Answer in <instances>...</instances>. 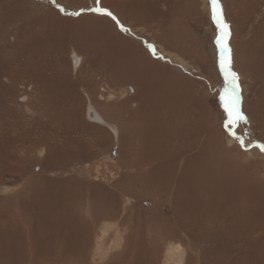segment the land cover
<instances>
[{
  "label": "rangeland",
  "instance_id": "1",
  "mask_svg": "<svg viewBox=\"0 0 264 264\" xmlns=\"http://www.w3.org/2000/svg\"><path fill=\"white\" fill-rule=\"evenodd\" d=\"M218 4L235 122L210 0H0V264H264V0Z\"/></svg>",
  "mask_w": 264,
  "mask_h": 264
},
{
  "label": "snow or ice",
  "instance_id": "2",
  "mask_svg": "<svg viewBox=\"0 0 264 264\" xmlns=\"http://www.w3.org/2000/svg\"><path fill=\"white\" fill-rule=\"evenodd\" d=\"M211 3V14L214 23L224 32V36L218 39V43L223 52L228 53L229 47L226 43L225 37L228 35L227 32V24L224 22L222 14L220 12L218 0H210ZM97 11H104L103 9H97ZM107 15H111V13H105ZM231 60L230 57H224L221 60V69L224 73V89L219 99L223 106L225 113L229 118V122H235L238 119H244L240 111L238 110V92H239V84H238V76L235 72H233L230 68ZM260 150L264 152V145H258Z\"/></svg>",
  "mask_w": 264,
  "mask_h": 264
},
{
  "label": "water",
  "instance_id": "3",
  "mask_svg": "<svg viewBox=\"0 0 264 264\" xmlns=\"http://www.w3.org/2000/svg\"><path fill=\"white\" fill-rule=\"evenodd\" d=\"M212 20H213V18H212ZM214 22V21H213ZM217 45H219V43H216ZM226 56L227 57H229V55L226 53ZM221 65V64H220ZM219 70L223 73V71H222V69H221V66H219ZM224 74V73H223ZM238 99H239V102L241 101V96L238 94ZM87 118H88V120H90L91 122H95V123H97V124H99V125H102V126H104V127H106V128H109V129H111V126H110V124L106 121V120H104L101 116H100V114L96 111V110H94V108L91 106V105H89L88 106V108H87ZM233 130H234V128H233ZM232 130V131H233ZM231 136H233V137H236L237 139H239L240 141H239V144L240 143H242L243 142V138L240 136V135H235L233 132L231 133ZM258 145H262V144H260V143H257ZM116 146H117V143H115V145H114V150L112 151V154H111V156H112V158H115L116 157V151H115V148H116ZM245 149H247V148H245ZM0 192H1V189H0Z\"/></svg>",
  "mask_w": 264,
  "mask_h": 264
},
{
  "label": "bare ground",
  "instance_id": "4",
  "mask_svg": "<svg viewBox=\"0 0 264 264\" xmlns=\"http://www.w3.org/2000/svg\"><path fill=\"white\" fill-rule=\"evenodd\" d=\"M231 142H232V141H230L229 144H230ZM230 145H231V144H230ZM178 252H180V251L177 250V254H178ZM182 259H183L182 255H179V258H178L173 264H181Z\"/></svg>",
  "mask_w": 264,
  "mask_h": 264
}]
</instances>
